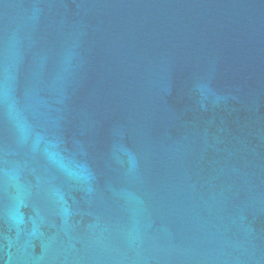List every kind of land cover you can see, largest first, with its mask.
Masks as SVG:
<instances>
[{"label":"water","instance_id":"1","mask_svg":"<svg viewBox=\"0 0 264 264\" xmlns=\"http://www.w3.org/2000/svg\"><path fill=\"white\" fill-rule=\"evenodd\" d=\"M0 264H264V0H0Z\"/></svg>","mask_w":264,"mask_h":264}]
</instances>
